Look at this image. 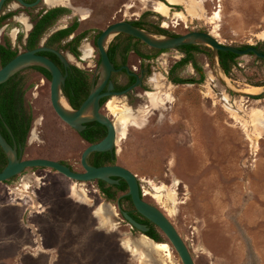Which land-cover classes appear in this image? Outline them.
I'll return each mask as SVG.
<instances>
[{
	"label": "rangeland",
	"instance_id": "1",
	"mask_svg": "<svg viewBox=\"0 0 264 264\" xmlns=\"http://www.w3.org/2000/svg\"><path fill=\"white\" fill-rule=\"evenodd\" d=\"M69 1L92 10V17L81 21L82 28H105L114 16L138 18L133 15L137 13L151 33H158L157 27L177 34L211 32L218 25L215 37L223 44L258 46L264 41V0ZM156 1L170 7L168 16L153 9ZM194 3L203 7L202 15L187 12ZM68 9L62 25L79 18ZM215 12L220 14L216 23L211 21ZM198 44L196 61L203 81L175 84L168 71L181 52H157L141 42L143 53L156 54L147 79L130 96L108 100L120 109L131 108L140 119L137 126H129L126 137L118 135L107 105L100 112L116 128V164L137 176L144 199L168 216L195 264H264V129L254 112L260 110L264 122V61L254 54L241 55L225 74L212 48ZM25 74V103L32 121L23 158L58 160L81 171L87 144L55 113L50 82L38 83L31 69ZM177 74L198 77L190 64ZM250 86H259L263 94L242 96ZM148 91H157L160 98L169 94L171 100L154 107ZM73 186L86 196H73ZM127 192L106 199L97 181L77 182L43 167L0 182V264H182L156 226L160 243H168L166 249L146 251L144 258L128 249L127 244L141 248L143 234L121 214L133 209L129 201L120 200ZM100 207L103 215H96Z\"/></svg>",
	"mask_w": 264,
	"mask_h": 264
},
{
	"label": "flooded vegetation",
	"instance_id": "2",
	"mask_svg": "<svg viewBox=\"0 0 264 264\" xmlns=\"http://www.w3.org/2000/svg\"><path fill=\"white\" fill-rule=\"evenodd\" d=\"M23 1L32 5L26 6L19 0H4L2 3L0 9V68L22 52L35 50L40 47L48 48L36 53L52 60L65 76V82L61 87L62 95L74 109H77L74 103L80 102L79 104L81 105L92 88L96 86H102L101 94H104L108 92H122L138 83L125 94H109L101 97V108L102 106L106 107L110 97H128L136 88L143 86L151 70L150 63L155 60L156 54L143 53L140 50V44L143 42L141 39L125 32L117 33L108 39L106 51L113 69L105 79L102 76L101 53L97 44V40L103 30L115 22H129L138 27L136 23L141 19L139 14L133 13V15H137L138 18H123L125 14L122 13L123 9H120L118 11L122 13L120 14V19L115 20L117 16H114V21L107 24L105 28L97 25L82 28L80 26L81 21H85L92 17L91 9L75 7L69 0ZM68 8L72 9L75 17L78 16L79 18H72L69 23L62 25V20L67 21L66 16L70 12ZM63 30H68V32L61 33ZM158 33L168 36L180 35L172 32ZM249 46L253 45H248V47ZM255 47L264 53V41ZM153 49L157 52L168 50ZM176 49L182 54L179 60L186 58L189 54L187 48L180 46ZM60 55L65 58L66 63L62 60ZM217 59L220 66L219 53ZM188 64H190L196 72L193 64ZM36 67L42 66L33 64L23 67L12 74L7 81L0 84V131L11 147L16 150L18 157H21V159H24V150L29 137V115L25 103L28 82L25 72L29 69L34 71L38 76V83L45 84L51 81V75L50 79L46 78ZM171 68L168 71L169 77L172 74ZM178 77L183 78L180 75H178ZM183 79L197 80L198 77ZM39 86L40 84L37 85V87ZM68 90L71 92L70 96L67 94ZM83 90L86 92V97L81 100ZM2 109L4 111H1ZM106 133L107 128L104 125L96 121H89L85 123V128L78 132V135L82 142L86 143L88 146L100 141L105 137ZM104 160L105 156L103 152H93L88 157V163L94 166L107 165ZM7 163L8 156L0 146V170H2ZM121 183L122 179L119 181V184ZM97 185L99 186L98 180ZM102 194L105 196L103 192ZM132 206L133 209H129L128 211L134 219H139L146 224V218L135 210L134 205ZM146 225L149 227L148 231H151V225Z\"/></svg>",
	"mask_w": 264,
	"mask_h": 264
},
{
	"label": "water",
	"instance_id": "3",
	"mask_svg": "<svg viewBox=\"0 0 264 264\" xmlns=\"http://www.w3.org/2000/svg\"><path fill=\"white\" fill-rule=\"evenodd\" d=\"M3 1L4 0H0V9ZM19 1L26 6L32 5L23 0ZM120 32H125L137 37L148 46L156 49H176L182 45L201 43L210 46L216 56H218L219 51H229L237 55H246L252 52L255 56L264 59V53L257 47L249 46L243 49L239 46L223 44L214 37L211 32L189 31L180 35L168 36L159 33H151L129 22H115L104 29L97 40L98 48L101 53V70L104 79L113 69L107 55L106 43L110 37ZM46 49L48 48L40 47L16 55L12 60L0 68V84L7 81L12 74L23 67L33 64L40 65L47 69L51 75L50 101L58 117L78 132L85 128V123L96 121L107 128V133L100 141L90 144L84 149L81 154L82 171H75L67 164L58 160L47 158L21 159V157H18L16 150L11 147L0 131V146L8 156L7 165L0 171V182L12 179L21 174L25 169L36 167L50 168L77 182L102 180L108 184L117 185L120 179H122L127 184V195L130 196L135 210L152 222L168 238L170 244L178 253L182 264H195L188 246L168 216H166L159 207L144 199L141 193L139 180L131 170L116 163L101 166H94L88 163V157L91 153L113 152L116 145V128L114 122L108 115L100 112L101 97L109 94H125L138 83L122 92H108L104 94H101L102 86H96L92 88L82 104L77 109H74L62 95L61 87L65 82V76L52 60L36 53ZM61 58L66 63L65 58L63 56H61ZM240 94L248 98H257L262 95L263 92L258 94L240 92ZM62 101L65 105L62 104ZM118 207L120 208L119 205ZM121 214L127 224L137 229L141 234L147 236L154 242V240L146 234L149 230L146 224L135 220L127 211L121 210Z\"/></svg>",
	"mask_w": 264,
	"mask_h": 264
},
{
	"label": "bare ground",
	"instance_id": "4",
	"mask_svg": "<svg viewBox=\"0 0 264 264\" xmlns=\"http://www.w3.org/2000/svg\"><path fill=\"white\" fill-rule=\"evenodd\" d=\"M168 1L171 4L180 3V0H168ZM153 9L155 11H157L158 13L164 15V16H168L170 7L162 1H156L155 3H153ZM187 12L189 14H192V15H197V14L202 15V13L204 12V9L201 5H197V4L195 5V3H194V4L189 5L187 7ZM175 14H182L183 15V13L177 12V11L175 12ZM219 18H220V14L218 12H215L214 15L211 17V21L215 22V20H217ZM217 26L218 25H216L215 29L211 31V34L214 35V37L217 36V28H218ZM261 36L264 37V34H262ZM259 91H260V87L250 86V87H247L243 92L256 94ZM146 94H147V97L149 99V102L154 107L156 105L159 106V104H164V103L171 100V96L169 94L165 95L166 98H162V97L160 98V94H158L157 91L156 92L148 91ZM62 104L65 105V103L63 101H62ZM107 108H108L109 114L111 116H113L114 119L116 118L115 124L117 127V133H118V135H120L123 138L126 137L129 126L133 125V124H135V125L138 124V121L140 120L138 115L135 114L134 110H132L131 108L120 109L117 107L116 103H114L113 101L108 102ZM150 109H151V107H150ZM254 112H255V114L257 113V115H259V121H260L261 129H264L262 112L260 110H257V109H255ZM140 114L142 115V113H140ZM72 195L76 196V197H80V198H83L86 196V194L83 191H81L80 189H77V187H75V186L72 187ZM101 214L103 215V209L100 207L96 211V215H101ZM140 243H141V246L144 248L143 250L141 249L142 247L139 248L140 246L137 247V246L132 245V244L131 245L127 244V247H129L128 249H132L134 252L139 253L141 255V258H144L146 256L145 255L146 251L148 253H153L155 251L166 249L168 247V245H167L168 243L164 244V243H160V242H153L151 239H149L145 235H142V240L140 241ZM145 261H146V259H145Z\"/></svg>",
	"mask_w": 264,
	"mask_h": 264
},
{
	"label": "trees",
	"instance_id": "5",
	"mask_svg": "<svg viewBox=\"0 0 264 264\" xmlns=\"http://www.w3.org/2000/svg\"><path fill=\"white\" fill-rule=\"evenodd\" d=\"M138 27L140 28H144V29H148V25L146 24L144 18L142 17L137 23ZM157 27V26H156ZM157 31L158 32H167L164 29L158 28L157 27ZM64 32H68V30H63L61 31V33ZM183 48H187L188 49V56L186 58H183L179 61H177L171 68V72L172 74L170 75L171 77V81L174 83H192V82H201L204 79V74H203V70L202 67L197 63L196 61V54L201 52L200 49V45L199 44H187V45H183L181 46ZM248 47V45L243 46V48ZM219 59H220V67L222 68V70L224 71L225 74H228L231 70V68L237 63L236 62V57H238L239 55L232 53V52H225V51H219ZM253 54V53H250ZM255 55V54H254ZM260 60H263L262 58H259ZM188 63H192L197 74H198V79H192V80H186L183 78L178 77L177 71L179 69H181L182 67H184L186 64ZM39 71H41L46 78L50 79V73L48 70H46L43 67H36ZM67 94L70 96L71 92L68 90ZM86 97V92L85 90L82 91V96H81V100L84 99ZM80 103V102H79ZM79 103H74L75 108H78L80 106ZM1 111H4L3 109ZM28 130L30 132V127H31V121H32V117H31V113L28 111ZM103 155L105 156V160L104 162L106 164H115L116 163V154H115V150L113 152H103ZM1 171V170H0ZM9 181V180H7ZM98 184H99V189L105 194L107 199L110 200H114L116 193L117 192H125L127 190V184L124 180H122L121 184L118 185H111L108 184L102 180H98ZM121 201H129L132 205V201L129 195L127 194H123L121 199ZM128 213L131 215V213L128 211ZM132 216V215H131ZM133 217V216H132ZM134 218V217H133ZM138 222L143 223V221H140L139 219H136ZM146 224H150L151 225V231L146 232V234L151 237L154 241L156 242H161V238L159 233L156 231V227L155 225L150 222L149 220L145 219Z\"/></svg>",
	"mask_w": 264,
	"mask_h": 264
}]
</instances>
